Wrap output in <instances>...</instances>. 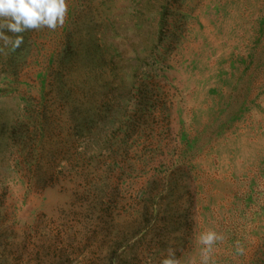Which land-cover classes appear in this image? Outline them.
I'll return each mask as SVG.
<instances>
[{"label": "rangeland", "instance_id": "obj_1", "mask_svg": "<svg viewBox=\"0 0 264 264\" xmlns=\"http://www.w3.org/2000/svg\"><path fill=\"white\" fill-rule=\"evenodd\" d=\"M66 3L0 53V264L198 260L206 229L264 264V0Z\"/></svg>", "mask_w": 264, "mask_h": 264}, {"label": "clouds", "instance_id": "obj_2", "mask_svg": "<svg viewBox=\"0 0 264 264\" xmlns=\"http://www.w3.org/2000/svg\"><path fill=\"white\" fill-rule=\"evenodd\" d=\"M68 11L66 0H0V53H5V49L11 48L12 51L19 48L24 42L20 35L25 31L39 30L47 28L56 30L63 26ZM10 32L13 35H6ZM222 234L212 229H206L196 234L195 242L198 247V256H190L187 261L177 258L175 250L168 248L162 253L163 259L159 264H212L211 254L213 246L218 241H223ZM238 251H243L238 248Z\"/></svg>", "mask_w": 264, "mask_h": 264}]
</instances>
